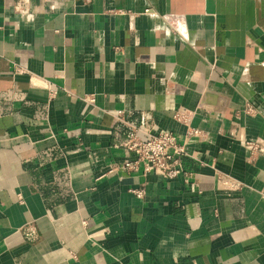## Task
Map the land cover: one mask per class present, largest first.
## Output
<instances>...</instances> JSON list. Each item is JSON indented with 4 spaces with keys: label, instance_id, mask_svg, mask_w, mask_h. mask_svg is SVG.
<instances>
[{
    "label": "crops",
    "instance_id": "crops-1",
    "mask_svg": "<svg viewBox=\"0 0 264 264\" xmlns=\"http://www.w3.org/2000/svg\"><path fill=\"white\" fill-rule=\"evenodd\" d=\"M0 264H264V0H0Z\"/></svg>",
    "mask_w": 264,
    "mask_h": 264
},
{
    "label": "built area",
    "instance_id": "built-area-1",
    "mask_svg": "<svg viewBox=\"0 0 264 264\" xmlns=\"http://www.w3.org/2000/svg\"><path fill=\"white\" fill-rule=\"evenodd\" d=\"M122 113L123 111H117L116 115L121 119ZM122 145L135 154L134 159L124 162L123 169L142 170L145 174L156 173L168 179H173L182 172L180 161L188 154L186 145L179 141L177 135L170 131L155 134L148 121L140 125H132ZM222 184L228 189L239 187V183L228 178L223 179ZM133 192L138 196L144 194L143 190H133ZM24 233L28 240H34L37 236L36 230L30 227L25 229Z\"/></svg>",
    "mask_w": 264,
    "mask_h": 264
}]
</instances>
